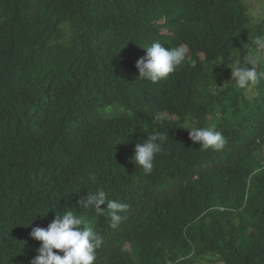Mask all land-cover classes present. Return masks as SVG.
<instances>
[{
	"label": "trees",
	"instance_id": "16d2710c",
	"mask_svg": "<svg viewBox=\"0 0 264 264\" xmlns=\"http://www.w3.org/2000/svg\"><path fill=\"white\" fill-rule=\"evenodd\" d=\"M263 45L247 0H0V264H264Z\"/></svg>",
	"mask_w": 264,
	"mask_h": 264
},
{
	"label": "rangeland",
	"instance_id": "374dc122",
	"mask_svg": "<svg viewBox=\"0 0 264 264\" xmlns=\"http://www.w3.org/2000/svg\"><path fill=\"white\" fill-rule=\"evenodd\" d=\"M250 4H252L253 7H262L264 6L263 4V0H247ZM187 47H185L184 45L181 46L180 49H186ZM258 50H261V53H264V45L262 47H259ZM233 79L236 78V71L235 68H233L232 70V76ZM202 264H219L217 262H203ZM222 264V263H221Z\"/></svg>",
	"mask_w": 264,
	"mask_h": 264
}]
</instances>
